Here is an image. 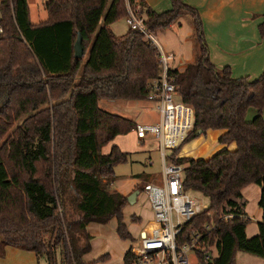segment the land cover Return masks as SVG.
Segmentation results:
<instances>
[{
  "label": "trees",
  "instance_id": "1",
  "mask_svg": "<svg viewBox=\"0 0 264 264\" xmlns=\"http://www.w3.org/2000/svg\"><path fill=\"white\" fill-rule=\"evenodd\" d=\"M129 2L141 8L152 33L182 17L192 19L196 58L183 72L169 70L180 101L195 112L187 141L199 131H223L218 143L236 145L209 160L179 158L177 150L169 155L185 166L184 190L209 200L208 210L183 226L179 244L194 232L203 236L198 264H236L239 252L264 260V73L255 81L237 80L229 67L217 69L200 14L183 0H172L171 10L161 14L141 0ZM45 9L48 19L34 24L28 0H0V251L11 246L59 264L55 250L61 248V264H87L90 224L116 219L118 237L134 241L124 223L128 200L111 191L115 167L128 163L130 154L113 147L105 155L103 148L137 125L102 110L100 103L149 101L162 68L158 49L141 32L112 31L127 18L126 0H50ZM79 35L82 59L75 57ZM252 108L258 116L249 122ZM250 185L261 188L263 211L252 239L246 235L251 220L242 195ZM68 204L80 214L77 222L61 219ZM44 233L52 236V252L42 242ZM213 246L218 255L207 261ZM109 259L107 254L91 264ZM123 262L135 264L132 249Z\"/></svg>",
  "mask_w": 264,
  "mask_h": 264
},
{
  "label": "crops",
  "instance_id": "2",
  "mask_svg": "<svg viewBox=\"0 0 264 264\" xmlns=\"http://www.w3.org/2000/svg\"><path fill=\"white\" fill-rule=\"evenodd\" d=\"M141 1L147 8H151L154 12L158 14L167 12L172 8V0H141ZM183 2L195 8L199 12L203 22L205 39L209 48L210 60L216 68L221 70L223 68L229 67L232 72V77L237 80L242 78H248V76L257 77L264 73V39L261 36V26L264 25V0H183ZM31 20H32V16H31ZM183 22L184 20L180 18L176 24L171 26V28L163 32L157 33L158 36L157 42L162 48V50L166 54H173L175 56V61H173V63L171 64V69L177 70L179 72H183L189 64L194 62L196 58V52H194L195 44L191 40L193 32L191 31V29L184 30L183 28L185 24H183ZM112 31L114 32L113 29ZM253 53H258L259 55H262V62H260V65H258L257 67L252 66L250 68L249 57ZM101 103H100V107H101ZM138 103H141V105H143L141 107L144 114L141 117H140V112H137L135 114L133 112L112 113L113 111H109L108 109L105 111L108 113L118 115L127 120L133 121L136 125L159 123L160 116L158 114V110H157L158 105L156 102L153 103L156 104L155 107L158 117H156L153 120L147 119V117L152 115L154 112L153 105L151 103H145V102H138ZM256 114H258V111L256 109L253 108L249 109L246 116L247 121L251 122V117L253 118V116H255ZM140 120L144 122L142 123ZM209 134L211 135L210 140L219 141L220 137L224 134V132L208 131L206 135ZM120 138L121 136L115 139L114 147H118L123 153L126 154H131V152L134 153L139 152V150L142 149V145L145 144L144 141L138 139L135 130L131 132L126 138V139L131 138L130 140L131 146H129L127 143L129 141L125 139L119 140ZM198 141L201 142V138L198 139L197 142ZM200 142H198V144ZM156 144L158 148L159 144L157 142ZM202 144L208 145L207 141L202 142ZM224 147L225 148L227 147L228 150H233L235 149L236 145L235 144L230 146L222 145L219 146L215 152L224 149ZM183 157L179 155V158H183ZM210 158L212 157L209 156V159ZM135 184H136L135 181L133 183L130 182L128 184L129 191L135 188ZM120 192L122 194L124 193L122 191ZM123 195L126 196L127 194L124 193ZM242 195L244 200L246 201V208H245L246 215L251 220V223L248 225L246 229V235L249 239H252L258 235L259 224L263 220V211L259 207V202L261 200V188L256 185H250L245 189H243ZM250 197L253 198V202L257 207L256 212L251 215H249V204L251 200ZM134 216L136 218V222H139L144 226L143 231L140 232L141 238L144 237L146 232H150L153 229H155V226L153 228H149L151 225L154 224L153 212L152 214H149L148 212L146 213L138 212ZM254 219L256 220V222L252 223ZM146 220L148 221L146 222ZM112 221L117 222L116 219ZM109 224L105 226L103 225L100 226L108 227ZM95 225L98 224H90L87 228L88 233L90 234V236L93 237V241L91 243L92 251H93L94 235L92 234L91 229L95 230V228H93L95 227ZM117 228H118V222H117L116 231ZM98 230L99 229L95 231ZM124 243H127V245L121 253L122 264H124L123 262L124 256L133 247L131 243L128 242H124ZM1 252L2 251H0V264H40L41 263L40 258H38L34 252L20 250L11 246L4 247L3 252L2 253ZM91 253L85 255L83 258L85 263L87 264H91L94 261L104 256L103 255L99 258L90 259ZM212 253H214L215 256L218 255L216 249H213ZM109 256L111 258V255ZM109 262L107 261V263L105 264H109ZM236 264H264V260L239 252L236 256Z\"/></svg>",
  "mask_w": 264,
  "mask_h": 264
},
{
  "label": "built area",
  "instance_id": "3",
  "mask_svg": "<svg viewBox=\"0 0 264 264\" xmlns=\"http://www.w3.org/2000/svg\"><path fill=\"white\" fill-rule=\"evenodd\" d=\"M126 5L128 13L126 24L129 30L141 32L155 45L162 68L160 79L151 86L152 98L158 105L160 121L157 124H138L135 128L139 140H155L162 154L163 184L151 185L145 189L157 228L145 233L138 245L131 248L132 254L136 258L135 264H191V254L198 264L203 236L199 232H194L184 244H179V238L183 226L202 215L209 207L203 206L191 197L190 192L184 190L185 166L176 165L169 160V155L181 149L193 131L195 112L192 107L180 101L178 88L169 77L175 56L162 50L146 25L141 8L137 5L132 6L129 0H126ZM3 37L4 29L0 23V41ZM211 216L209 214V217ZM233 217L231 215L225 219ZM213 228V225L207 226L206 230L211 231ZM213 249L216 247L208 250L207 261L217 257L212 253Z\"/></svg>",
  "mask_w": 264,
  "mask_h": 264
},
{
  "label": "rangeland",
  "instance_id": "4",
  "mask_svg": "<svg viewBox=\"0 0 264 264\" xmlns=\"http://www.w3.org/2000/svg\"><path fill=\"white\" fill-rule=\"evenodd\" d=\"M49 1L50 0H28L33 23L39 24L47 20L48 15L45 9V5ZM182 19L184 20L183 24H185L183 29L184 30L191 29V31L193 32L191 40L195 44L192 19L188 16L182 17ZM112 29L119 36L125 35L129 30L126 25V19H121L119 22H117L116 24L112 26ZM157 33H153V37L155 38V40L158 39ZM194 52H196L195 45H194ZM249 58H250V65H249L250 68L252 66L257 67L258 65H260V62H262V55H259L258 53L251 54ZM260 76L261 75L257 77L248 76V78H242V79H248L249 81H255ZM143 102L151 103L154 108L153 114L148 116L147 119L153 120L156 117H158L156 107H155L156 104H154L155 100L152 98V96L149 101H143ZM141 106H143L141 105V103L133 102V101H130V102L129 101H103L101 103V109L104 111L108 109L109 111H113L112 113H117V112L118 113H132L133 112L135 114L137 112H140V117L144 114ZM257 116L258 114L253 116V118L251 117V121H253ZM263 117H264V111H263ZM141 122L143 123L144 121H141ZM218 132H222V131H218ZM129 134L121 136L119 140L125 139L129 141L127 143L129 146H131V141H130L131 138L126 139ZM210 137L211 135L209 134V135H201L200 137H196L195 139L191 141L189 139L187 143L183 145L182 149L177 150L178 151L176 152L177 156L179 157L180 155L181 157L184 156L183 158H191L195 160H201V159L209 160V156L214 157L218 153L227 149V147L226 148L224 147V149H221L220 151L215 152L217 148L222 145H220L218 141L210 140ZM200 138H201V142L198 141L200 142L198 144L197 140ZM114 141L108 144L105 148H103V154L108 155L112 151L113 147L115 146ZM205 141H207L208 145L202 144V142H205ZM144 142L145 144L142 145V149H140L139 152H135V153L131 152L128 163L121 164L115 167V174H116L117 179L113 187V190H111V191L119 192L120 194H122L120 191L126 193L127 195L126 196L124 195L126 198H129L135 192H140V195L137 197L136 204L131 205L128 203V206L125 208V212H124V223L127 226L128 231L130 232L134 240V241H130V242L127 241V242L131 243L134 247L138 245L139 241L141 240L140 232L143 231L144 229V226L141 223L136 222V218L134 215L138 212L139 213L148 212L149 214H152V211L150 209V203H149L148 197L146 196L145 189L151 185H162L163 184V159H162V154L159 149V145L157 148L156 141L153 139H147ZM235 150H236V147L235 149L230 150V151H235ZM134 181L136 183L135 188L129 191L128 184L130 182L133 183ZM190 194L192 198L197 200L203 206L209 207V200L206 197H204L202 194L196 193V192H190ZM250 199L251 200L249 204V215L254 214L257 210V207L255 206L253 202V198L250 197ZM62 212L63 210L60 211L61 215H62ZM61 219L65 221L66 223L77 222L80 219V214L77 211H75L74 208L70 206V204H68L66 207L65 213L63 217H61ZM147 221L148 220H146V222ZM255 222L256 220L254 219L252 223H255ZM154 226L155 228L157 227L156 225L153 224L149 228H153ZM116 227H117V222L112 221L108 227H101L100 225H95V227L93 228H95V230L99 229L98 231L91 229L92 234L94 235V243H93V251L90 255L91 256L90 259L99 258L105 254H109L111 255V258L109 259L110 262L108 261L109 264H122L121 253L126 247L127 243H124L125 241L121 240L118 237ZM42 242L45 244L46 248H48V250L52 252L53 250L52 248L54 246L52 236L50 234L44 233L42 235ZM55 252L57 254L59 264H61L62 259H63L61 248H57ZM190 259H191V264H197L194 255L191 254ZM46 260H47L46 254H43L40 256V261H41L40 264H47ZM105 263H102V264H105Z\"/></svg>",
  "mask_w": 264,
  "mask_h": 264
},
{
  "label": "water",
  "instance_id": "5",
  "mask_svg": "<svg viewBox=\"0 0 264 264\" xmlns=\"http://www.w3.org/2000/svg\"><path fill=\"white\" fill-rule=\"evenodd\" d=\"M84 56V49H83V44H82V37L81 35L78 36V39L76 41L75 44V57L77 59H82ZM201 135H203L202 131H199L196 136L200 137ZM140 195V192H135L132 196H130L129 198H127L128 203L131 205L136 204L137 201V197Z\"/></svg>",
  "mask_w": 264,
  "mask_h": 264
}]
</instances>
